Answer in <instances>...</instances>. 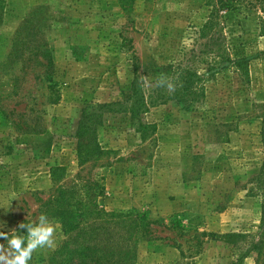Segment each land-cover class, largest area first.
<instances>
[{"label":"rangeland","instance_id":"rangeland-1","mask_svg":"<svg viewBox=\"0 0 264 264\" xmlns=\"http://www.w3.org/2000/svg\"><path fill=\"white\" fill-rule=\"evenodd\" d=\"M1 1L0 231L36 222L43 201L81 177L104 188L96 200L101 210H135L158 222L140 242L136 264L236 262L246 243L221 237L256 238L261 225V197L251 183L264 159L256 1H241L220 18L234 54L251 60L249 81L230 70L206 83L195 111L176 102L150 108L145 118L153 129L145 139L130 115L105 114L98 141L108 155L84 167L75 138L83 108L126 101L134 64L142 74L147 66L168 74L193 51L199 56L205 41L197 31L209 0ZM42 46L52 68L40 66V56L28 61ZM56 166L66 168L60 184L51 177ZM65 240L59 224L55 249L38 250L29 264H48ZM0 244L7 246L3 238ZM242 264H264V251Z\"/></svg>","mask_w":264,"mask_h":264},{"label":"trees","instance_id":"trees-1","mask_svg":"<svg viewBox=\"0 0 264 264\" xmlns=\"http://www.w3.org/2000/svg\"><path fill=\"white\" fill-rule=\"evenodd\" d=\"M123 0H121L122 2ZM245 0H209L210 13L207 21L197 31L204 42L192 58L171 67L168 74L162 73L156 66H147L145 72H139L134 64V78L130 84V96L126 101L104 104H87L83 110L76 130V153L80 167L93 164L108 155L98 141V130L103 125L107 113H125L136 123V131L142 139L147 138L153 126L146 122L150 108L176 102L189 111L197 110L206 98V83L217 74L234 71L249 81L251 60L245 56L238 57L231 48L224 34L220 18L224 13L237 10L239 2ZM253 9L259 11L260 34L264 36V0H255ZM125 3V0H124ZM251 4L250 6H252ZM4 4L0 0V23ZM45 46L28 58L39 61L47 69L54 66L52 57ZM36 60V61H37ZM160 74L169 77L175 89L169 92L166 88L155 87V79ZM54 82V80H50ZM53 86H56L54 82ZM66 175V168L56 166L51 169L52 181L59 183ZM61 183V182H60ZM59 183V184H60ZM254 190L261 197V225L258 236L231 233L221 237L222 241L236 246L246 243L237 261L242 264L254 254L259 256L264 251V159L260 170L253 178ZM104 188L99 181H87L78 178L66 185H59L55 193L43 201L40 214L45 213L50 219L62 226L66 240L54 254L48 264H136L138 246L142 240L149 239L152 225L145 214L135 210L126 212H107L101 210L96 200L103 194ZM26 229H19L17 234L26 235ZM251 240H248V239Z\"/></svg>","mask_w":264,"mask_h":264},{"label":"clouds","instance_id":"clouds-1","mask_svg":"<svg viewBox=\"0 0 264 264\" xmlns=\"http://www.w3.org/2000/svg\"><path fill=\"white\" fill-rule=\"evenodd\" d=\"M155 87L166 88L169 92L174 91L175 85L171 79L160 74L155 79ZM59 222L50 219L42 213L36 222L20 223V229H26V235L17 234L13 230L10 234L0 231V238L7 242L0 244V264H29L32 256L40 249H52L56 247V237Z\"/></svg>","mask_w":264,"mask_h":264}]
</instances>
